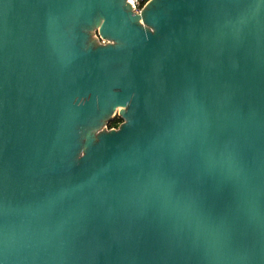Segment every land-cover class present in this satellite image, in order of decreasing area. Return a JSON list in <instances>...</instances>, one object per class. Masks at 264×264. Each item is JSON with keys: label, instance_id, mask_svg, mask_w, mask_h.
<instances>
[{"label": "water", "instance_id": "obj_1", "mask_svg": "<svg viewBox=\"0 0 264 264\" xmlns=\"http://www.w3.org/2000/svg\"><path fill=\"white\" fill-rule=\"evenodd\" d=\"M0 262L264 264V0H2Z\"/></svg>", "mask_w": 264, "mask_h": 264}, {"label": "built area", "instance_id": "obj_2", "mask_svg": "<svg viewBox=\"0 0 264 264\" xmlns=\"http://www.w3.org/2000/svg\"><path fill=\"white\" fill-rule=\"evenodd\" d=\"M149 0H128L134 13H140Z\"/></svg>", "mask_w": 264, "mask_h": 264}, {"label": "trees", "instance_id": "obj_3", "mask_svg": "<svg viewBox=\"0 0 264 264\" xmlns=\"http://www.w3.org/2000/svg\"><path fill=\"white\" fill-rule=\"evenodd\" d=\"M122 122H123V119L121 117L117 116L108 123V128L109 129L117 128Z\"/></svg>", "mask_w": 264, "mask_h": 264}, {"label": "rangeland", "instance_id": "obj_4", "mask_svg": "<svg viewBox=\"0 0 264 264\" xmlns=\"http://www.w3.org/2000/svg\"><path fill=\"white\" fill-rule=\"evenodd\" d=\"M121 110H122V109H121ZM121 110H120V111H121ZM117 111H118V112H117ZM120 111H119V110H116L115 113H113V116H114V117H115V116H116V117H117V116H120ZM107 129H109V128H107ZM98 132H99V131H98Z\"/></svg>", "mask_w": 264, "mask_h": 264}, {"label": "bare ground", "instance_id": "obj_5", "mask_svg": "<svg viewBox=\"0 0 264 264\" xmlns=\"http://www.w3.org/2000/svg\"><path fill=\"white\" fill-rule=\"evenodd\" d=\"M121 109L123 110V108H118L117 110H119V111H120ZM122 110H121V111H122ZM117 112H118V111H117ZM114 113H115V111H114Z\"/></svg>", "mask_w": 264, "mask_h": 264}, {"label": "snow or ice", "instance_id": "obj_6", "mask_svg": "<svg viewBox=\"0 0 264 264\" xmlns=\"http://www.w3.org/2000/svg\"><path fill=\"white\" fill-rule=\"evenodd\" d=\"M0 2H2V0H0ZM0 264H2V262H0Z\"/></svg>", "mask_w": 264, "mask_h": 264}]
</instances>
